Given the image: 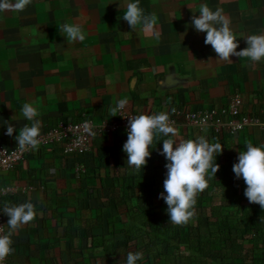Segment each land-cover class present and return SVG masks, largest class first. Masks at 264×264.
Wrapping results in <instances>:
<instances>
[{
    "label": "crops",
    "instance_id": "0c3cea01",
    "mask_svg": "<svg viewBox=\"0 0 264 264\" xmlns=\"http://www.w3.org/2000/svg\"><path fill=\"white\" fill-rule=\"evenodd\" d=\"M129 2L135 0H32L23 12L0 13V145L17 146L19 129L32 123L21 114L24 103L37 107L42 133L84 119L110 123L117 118L110 108L121 98L129 101L126 110L138 115L174 117L173 109L182 110L175 116L182 122L186 112L221 108L239 93L240 113L260 125L232 136L180 124L176 137L154 138L148 163L139 170L126 163L120 130L93 135L85 154L64 152L61 143L38 148L0 176L2 206L30 201L36 211L34 220L11 236L13 263L117 264L115 255L103 254L104 246L121 249L124 233L145 227L151 216L169 223L160 198L167 174L160 154L164 139L203 136L223 145L215 158L220 169L207 177L208 188L197 195L188 225L206 217L213 221L220 211L235 218L248 203L246 184L233 165L247 143L264 145V59L218 62L204 43L206 33L195 30L191 18L201 4L221 9L239 51L247 47L244 37L264 34V0H139L145 15L157 17L151 35L133 32L122 19ZM63 23L79 24L85 40L69 42L58 29ZM9 123L16 127L12 136L6 135ZM78 166L84 171L78 173Z\"/></svg>",
    "mask_w": 264,
    "mask_h": 264
},
{
    "label": "clouds",
    "instance_id": "9594fccd",
    "mask_svg": "<svg viewBox=\"0 0 264 264\" xmlns=\"http://www.w3.org/2000/svg\"><path fill=\"white\" fill-rule=\"evenodd\" d=\"M32 0H0V13L23 12ZM191 9V7L189 6ZM199 15L191 18V25L195 30L206 33L204 43L211 45L216 53L218 62L232 63L233 57L248 58L251 62H259L264 59V34H252L244 37L247 47L237 51L239 42L237 36L230 27L229 18L221 9L213 11L207 4H201ZM122 19L127 21L131 30L137 34L151 35L157 24V17L145 15L139 6V0L126 4ZM61 35L66 36L69 42H83L86 34L79 24L63 23L58 26ZM157 38L159 34L157 33ZM127 98H121L110 108L111 117L128 106ZM22 116L32 123L25 124L15 136L18 141V149L38 150L40 145L41 122L36 119L39 115L37 107L32 103H24L21 109ZM17 116H13L15 120ZM6 135L12 136L16 127L9 123ZM85 130L92 135L90 127L85 124ZM128 138L123 145V151L127 153V165L136 170L144 168L151 155L150 146L158 134L176 137L178 131L169 124V116L166 112L159 114H140L129 116L127 126ZM223 152V145L219 142L209 143L200 136L196 139L176 141L172 138L163 140L161 155L167 163L164 191L160 198L167 204V213L170 223L183 225L188 223L195 215L197 195L208 188L209 175L216 176L220 165L215 162L217 154ZM210 170V172H209ZM233 172L237 179L242 178L246 184L245 197L251 204H258L264 209V145L256 146L249 142L246 150L240 151L238 162L233 165ZM166 193V195H165ZM3 213L9 219L7 225L10 231L6 235H0V262L12 251L11 236L21 226L33 221L36 216L35 206L32 202L19 205L2 206ZM143 259L140 251H128L123 264H137Z\"/></svg>",
    "mask_w": 264,
    "mask_h": 264
},
{
    "label": "trees",
    "instance_id": "16d2710c",
    "mask_svg": "<svg viewBox=\"0 0 264 264\" xmlns=\"http://www.w3.org/2000/svg\"><path fill=\"white\" fill-rule=\"evenodd\" d=\"M229 214L220 211L215 220L206 217L195 227L166 224L165 219L151 216L145 227L124 233L125 248L104 246L103 254L115 255L117 264H123L128 251L143 253L137 264H264V209L248 201L239 206L235 218ZM245 240L251 242L249 247Z\"/></svg>",
    "mask_w": 264,
    "mask_h": 264
},
{
    "label": "built area",
    "instance_id": "2783aa9c",
    "mask_svg": "<svg viewBox=\"0 0 264 264\" xmlns=\"http://www.w3.org/2000/svg\"><path fill=\"white\" fill-rule=\"evenodd\" d=\"M242 99L239 93H233L229 96L226 104L221 108H211L207 110L198 111L195 113L186 112L184 119L179 122L175 116L183 114L182 110L173 109L174 117L169 116V124L173 127L180 124L189 127L203 128L209 127L214 133H221L223 131L229 132L232 136H237L245 127L260 125L256 118L242 115L240 113V105ZM138 114L130 112L126 109L118 113L117 118L110 123L99 122L96 123L89 119L80 120L77 122L59 123L56 127L50 128L45 132L40 133V147L48 146L52 143H61L64 152L72 154H85L90 149V140L93 136L89 131L85 130L87 124L91 132L95 135L103 132L122 131V148L127 141L128 119L129 116H136ZM183 116V115H182ZM18 145L15 147H7L0 145V176L4 171L13 169L20 160L26 156L34 153L36 150L28 149L20 151ZM79 173L84 171L79 167L76 169ZM5 190L0 182V198ZM0 235H6L5 216L3 213L0 201ZM0 264H16L9 260V255Z\"/></svg>",
    "mask_w": 264,
    "mask_h": 264
}]
</instances>
